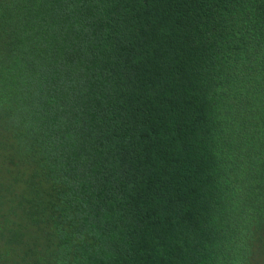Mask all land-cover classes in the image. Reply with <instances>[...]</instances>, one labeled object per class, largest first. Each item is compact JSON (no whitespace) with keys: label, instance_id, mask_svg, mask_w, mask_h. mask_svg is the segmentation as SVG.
I'll list each match as a JSON object with an SVG mask.
<instances>
[{"label":"trees","instance_id":"16d2710c","mask_svg":"<svg viewBox=\"0 0 264 264\" xmlns=\"http://www.w3.org/2000/svg\"><path fill=\"white\" fill-rule=\"evenodd\" d=\"M0 264H264V0H0Z\"/></svg>","mask_w":264,"mask_h":264}]
</instances>
